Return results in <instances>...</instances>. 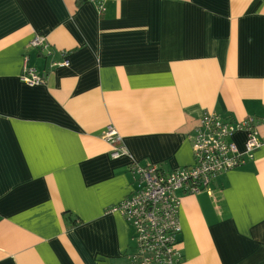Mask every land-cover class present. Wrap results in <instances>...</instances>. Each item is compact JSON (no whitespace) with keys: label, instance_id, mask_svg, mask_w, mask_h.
Segmentation results:
<instances>
[{"label":"crops","instance_id":"crops-1","mask_svg":"<svg viewBox=\"0 0 264 264\" xmlns=\"http://www.w3.org/2000/svg\"><path fill=\"white\" fill-rule=\"evenodd\" d=\"M104 5L0 0V264H130L115 207L131 162L192 167L206 112L252 118L264 140V0ZM24 58L44 84L20 81ZM108 126L126 155L111 157ZM179 197L180 264H264V146Z\"/></svg>","mask_w":264,"mask_h":264},{"label":"built area","instance_id":"built-area-1","mask_svg":"<svg viewBox=\"0 0 264 264\" xmlns=\"http://www.w3.org/2000/svg\"><path fill=\"white\" fill-rule=\"evenodd\" d=\"M100 13L105 10V0H90ZM31 49L46 50V39L35 34L29 41ZM67 60L51 66L66 67ZM19 79L28 86L44 84L45 78L28 67L24 58ZM246 135L244 150L240 152L232 141L234 134ZM113 146L112 158L126 155L120 139L112 126L102 135ZM264 146L256 122L252 118L241 121L225 120L206 112L193 135L195 163L190 168L162 171L157 165H143L137 161L128 168L133 183L132 193L115 210H118L133 230L132 251L127 255L130 264H180L181 251L178 236L179 194L196 195L210 192L212 183L221 174L238 168Z\"/></svg>","mask_w":264,"mask_h":264},{"label":"trees","instance_id":"trees-1","mask_svg":"<svg viewBox=\"0 0 264 264\" xmlns=\"http://www.w3.org/2000/svg\"><path fill=\"white\" fill-rule=\"evenodd\" d=\"M88 0H76V4L80 6L82 3L86 2Z\"/></svg>","mask_w":264,"mask_h":264},{"label":"rangeland","instance_id":"rangeland-1","mask_svg":"<svg viewBox=\"0 0 264 264\" xmlns=\"http://www.w3.org/2000/svg\"><path fill=\"white\" fill-rule=\"evenodd\" d=\"M96 8H97V5H96ZM97 10H98V8H97ZM98 12H99V10H98ZM100 13V12H99ZM143 165H147V164H143ZM130 166V165H129ZM129 168V167H128ZM129 171V170H128Z\"/></svg>","mask_w":264,"mask_h":264}]
</instances>
